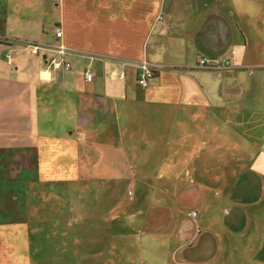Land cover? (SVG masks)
Instances as JSON below:
<instances>
[{
	"label": "crops",
	"instance_id": "0c3cea01",
	"mask_svg": "<svg viewBox=\"0 0 264 264\" xmlns=\"http://www.w3.org/2000/svg\"><path fill=\"white\" fill-rule=\"evenodd\" d=\"M236 3L0 0V264H264V62L238 52ZM175 153L216 185L214 224L152 205L157 171L147 208L105 210L110 185Z\"/></svg>",
	"mask_w": 264,
	"mask_h": 264
},
{
	"label": "rangeland",
	"instance_id": "374dc122",
	"mask_svg": "<svg viewBox=\"0 0 264 264\" xmlns=\"http://www.w3.org/2000/svg\"><path fill=\"white\" fill-rule=\"evenodd\" d=\"M208 1L209 0H204V3L207 4ZM247 2L249 4V8L245 9L246 6L245 8H243L242 6H244ZM236 4L240 9V31H243L246 40L245 46H243V44H240V46L238 45V52H241L245 49L247 61L250 63H257L259 61L264 62V0H237ZM241 7L243 8L244 12L245 10L248 12V15L250 16L249 19H245L246 16L244 15V13L241 15ZM250 70L253 71L254 68H250ZM195 155L197 156V154L192 153L187 155H184L183 153L167 155L165 154L163 160H153L155 165L158 164L160 166L162 164L163 168H161L160 170L154 169L153 175H150V169L139 170V176L142 178L146 176L148 178V184H138L139 181L137 180V182L133 178L127 180L124 184L110 185V192L112 194H116L115 199L117 200L111 202V206L110 204H104L105 210H107L109 207L112 212H115L116 209H125L127 211L129 209L140 210L147 208L146 205L148 203L151 204V186L149 185V183L151 182L152 178L154 179V173L156 174L157 171L159 179L155 177V180L156 182H158L156 184L158 188L155 190L154 196H158V199L156 202L157 204L152 202V205H158L160 210L170 211L172 209L177 215V217L174 218L177 219H179V217H181V220L185 221L189 219L192 222H196L200 226L202 224H214L216 221V218L214 217V210H216L218 206L221 205L220 201L218 205L215 204L217 187L216 185H213V182H210V180L213 179H211L209 174H205L206 179H204L207 180V182H210L209 185H206L204 188H202V186L198 184V181L200 179V167L193 164L192 162L193 160H195ZM189 179H192L194 183L192 184V186L186 184ZM128 187L131 189L128 191H133V193H135L138 198L143 196L145 200L141 202L125 201L123 199L125 198L123 197V195H126L125 192ZM104 188H106V186L102 185H93L89 187L78 186L77 188L72 187L71 192L82 195L84 198L88 193L97 195L101 192H104ZM50 189L51 194H54L55 189L52 187ZM198 189H200L199 192ZM66 190L67 189L60 191L61 193H65L63 191ZM84 203L86 202L84 201ZM81 210L83 209H80V211ZM193 212H195L196 215H189V213ZM205 212H207L208 216L205 215ZM186 215L190 218H188ZM80 219L82 224L86 223V217L81 216ZM80 236L85 237V234H80ZM79 250L81 252V256H84L86 253L85 241H80Z\"/></svg>",
	"mask_w": 264,
	"mask_h": 264
},
{
	"label": "built area",
	"instance_id": "2783aa9c",
	"mask_svg": "<svg viewBox=\"0 0 264 264\" xmlns=\"http://www.w3.org/2000/svg\"><path fill=\"white\" fill-rule=\"evenodd\" d=\"M62 31L61 29H56L55 30V36L56 37H61ZM53 66H59L61 64L60 61H52ZM198 66L200 67H207V68H222L230 64V60L226 57L224 58H209V57H202L198 60L197 62ZM64 68L69 67V63H63ZM154 70L153 68L146 62V61H141L139 66H138V71H137V83L141 87H145L147 85L148 80L153 76ZM83 75L86 81H91L92 80V73L89 67H86L83 71ZM128 195H131V191H128ZM131 198V196H130ZM189 215H196L195 212L189 213Z\"/></svg>",
	"mask_w": 264,
	"mask_h": 264
}]
</instances>
